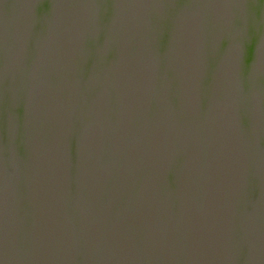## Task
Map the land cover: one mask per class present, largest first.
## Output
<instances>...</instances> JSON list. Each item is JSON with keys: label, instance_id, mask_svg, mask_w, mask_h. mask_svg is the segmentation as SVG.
Instances as JSON below:
<instances>
[{"label": "water", "instance_id": "water-1", "mask_svg": "<svg viewBox=\"0 0 264 264\" xmlns=\"http://www.w3.org/2000/svg\"><path fill=\"white\" fill-rule=\"evenodd\" d=\"M0 264H264V0H0Z\"/></svg>", "mask_w": 264, "mask_h": 264}]
</instances>
